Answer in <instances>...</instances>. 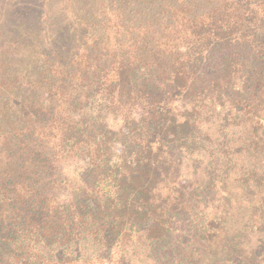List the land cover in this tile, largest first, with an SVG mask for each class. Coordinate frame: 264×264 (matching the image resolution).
Listing matches in <instances>:
<instances>
[{"label":"trees","instance_id":"1","mask_svg":"<svg viewBox=\"0 0 264 264\" xmlns=\"http://www.w3.org/2000/svg\"><path fill=\"white\" fill-rule=\"evenodd\" d=\"M263 184L264 0L0 3V264H264Z\"/></svg>","mask_w":264,"mask_h":264},{"label":"rangeland","instance_id":"2","mask_svg":"<svg viewBox=\"0 0 264 264\" xmlns=\"http://www.w3.org/2000/svg\"><path fill=\"white\" fill-rule=\"evenodd\" d=\"M8 2H9V0H0V3H2V4L8 3ZM210 126H209V124L206 125V127H210L209 129L212 130L214 135L211 136V142H210L209 139L207 140V144L215 145V147H217L216 145H217L218 142L216 140L219 139V135H218V131L219 130H217V127H216L215 124H212ZM116 148H117L118 151H121L122 146L118 143ZM217 151H218V148L215 149V152H217ZM218 153H219V155H221V150L220 149H219ZM206 154H207V157H212V155H211L209 150L208 151L206 150ZM219 164H218V166H219ZM208 169L211 170V165H204V164H202V165L200 164L199 165V171L202 174H207L208 173L207 171H209ZM186 173H188V171H186ZM230 176L231 175H228V171L227 170L221 171V177H216V180L217 181L224 180V182H225L224 184L228 183V185H231V187L234 188L242 196V188L239 186L238 181H236V179L238 180L241 177H230ZM200 178L203 179L204 177H200ZM260 179H261V177H259V181H260ZM254 182H258V181H254ZM258 184L259 183H257L256 185H258ZM219 187L220 188L222 187V189H225V186H222V183H219ZM213 191H215V190L214 189L212 191L210 190L205 195V196H208V198H207L208 202L206 203L208 205H206V204L204 205V209L207 212H209L210 208L213 206L214 203H212V201L217 195L216 192H213ZM245 195H249V193L245 194ZM254 225H256V226L253 227L250 223H247V226L249 227V229H247V232L245 231L244 232L245 234H244L243 231L241 230L238 233V235H241L243 233L242 240L245 243H248L249 246L252 243L255 244L256 238H257L258 235H260V232H261L260 231V225L257 222H254ZM232 234H233V232L230 231V230H229V232L224 231L221 234V236H219V237H217V238L212 240V246L211 247L214 248V249H217L216 246H220V245L224 244L226 239H227V236L229 237ZM203 243H207L205 246H208V242H206V240L204 242L200 241V242L195 243V245L196 244L200 245V247L202 249L201 254L204 253L203 257L198 254L197 256H195V259L199 260L198 262H200V260H201L202 264H207L206 261H208V260H206V259H207V257H209V253H212V252L210 251L211 248H209V246L208 247L203 246Z\"/></svg>","mask_w":264,"mask_h":264}]
</instances>
